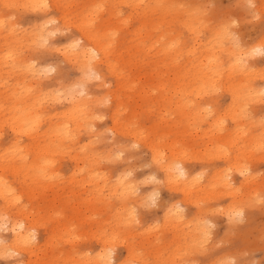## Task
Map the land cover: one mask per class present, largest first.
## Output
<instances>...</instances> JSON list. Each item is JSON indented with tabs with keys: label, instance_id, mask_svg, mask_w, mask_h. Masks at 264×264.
I'll return each instance as SVG.
<instances>
[{
	"label": "rangeland",
	"instance_id": "1",
	"mask_svg": "<svg viewBox=\"0 0 264 264\" xmlns=\"http://www.w3.org/2000/svg\"><path fill=\"white\" fill-rule=\"evenodd\" d=\"M13 1L15 5H12ZM45 1L46 15L52 18L51 25L57 30L35 50L32 44L42 34L39 12L16 6L20 0H0V21L5 22L0 26V55L11 46L23 60L22 66L12 74L0 58V160L6 163L2 164L0 176L16 197V206L35 223L36 237L31 246L36 250L39 248L35 251L36 262L48 264L51 260L52 264H64V261L69 264L70 259L91 257L100 248L99 231L107 232L112 227L117 235L106 244L108 249L104 248L111 250L115 257L111 264L124 259L129 264H139L140 260L148 264H229L230 261L264 264V149L258 152L256 148L252 149L247 160V167H252L256 174L243 189L245 191L239 190L243 211L239 216L226 219L225 209L230 197L216 192L217 189L201 193L191 189L189 196L184 197L179 190L166 187L149 161L146 145L156 143L163 154H167L166 143L180 145L187 151L186 168L192 173H200V178L205 179L204 186L209 172L222 166L220 158L205 157L202 152L208 148L212 153L217 147L226 150L227 146L221 144L230 131H222L219 137H212V144L207 143L210 121L194 120L175 108V102L187 87L188 79H185L197 74L187 65L190 54L182 55V47L195 37L194 34L197 41H205L219 32L227 33L243 48L249 46L261 37L264 0H251L252 7H249V0ZM62 19L64 23H61ZM84 23L88 27L84 28ZM7 24H12L13 36L6 33ZM77 26L107 51L109 74L100 67L105 80L101 86L96 83L100 84L103 77L95 78L91 73L82 80L75 65L65 62L55 52L69 36H78ZM13 37L19 40L13 43ZM78 43L82 44L84 40L80 39ZM49 48L52 50L44 51ZM259 59L260 54L251 58L257 65ZM42 68L46 73L41 72L40 77L30 76L31 72ZM22 81L26 86H33L31 94L35 95L31 96L39 95L44 113L33 126L30 137L26 136L23 127H19L21 134H15V139L10 127L13 123L19 126L26 120L15 107ZM67 90L75 94L84 90L83 95L90 92L94 97H100L96 106L90 105L98 117L90 122L94 136L79 132L77 139L63 142L58 150L50 138L49 123L53 116H49L62 110L64 102L47 100L55 96L60 101ZM214 98L219 107H226L225 93L217 91ZM87 99L91 102L93 98ZM256 109L264 112V106ZM110 117L115 119V126L127 134L111 130ZM222 123L227 129L232 125L228 117ZM245 128V135L255 131L249 124ZM130 134H136L141 141L134 142ZM14 141L22 146L19 155L6 154L3 149L10 148ZM43 147L47 148L48 155L33 157V153H39ZM119 147H122L121 151ZM90 155L94 159L84 160ZM34 160L40 164L32 169ZM51 161L54 166L44 168ZM88 173L95 176L92 181L88 180ZM152 174L155 179L150 176ZM98 176L106 180L102 182ZM235 177L231 173L233 187L237 185ZM119 178L135 188L133 195L122 202L123 208L115 196H110L112 191H107V186L112 188ZM95 180L97 188L93 185ZM255 197L257 201L253 202ZM175 208L184 217L182 223L172 229L165 219ZM120 211L126 222L124 213L131 211L133 220L120 224L117 231L113 215ZM6 219L5 214L0 215V236L4 240L7 239ZM188 219L191 220L189 223L186 222ZM191 225L203 226L206 231L203 237L197 234L193 243L184 238L185 235L181 236ZM61 228L69 232L70 236L61 233L67 240L60 235L53 244H43L52 231ZM127 246L134 249L131 251L133 256L128 257ZM157 249L160 262L153 259ZM4 255L0 256V264H17L27 259L26 254L21 253L5 255L6 260ZM170 255L172 258L168 257Z\"/></svg>",
	"mask_w": 264,
	"mask_h": 264
},
{
	"label": "bare ground",
	"instance_id": "2",
	"mask_svg": "<svg viewBox=\"0 0 264 264\" xmlns=\"http://www.w3.org/2000/svg\"><path fill=\"white\" fill-rule=\"evenodd\" d=\"M20 1L21 2H18L16 6H20L31 11H36L37 13L39 12V25L42 34L34 40L35 44H32V48L36 50L38 46L46 41V38H49V36L57 30V28L55 25H51V22L53 21L52 18L47 17L46 15L47 11L45 0ZM14 2L15 1H13L12 5L16 4ZM142 2L143 0L140 1V3ZM256 11H259L258 7H256ZM262 22L263 28L260 39L253 41L249 46L244 48L243 45L239 44L235 39H233L231 36H228L225 32L215 33L214 35L209 36L205 41H197V35L194 34L195 37H193V39L187 45L183 44L184 47H182V55L190 54V59L186 63L191 69L196 70L197 74L187 78L184 75V78H186L185 80L188 79L186 83L187 87L183 88V95H180L178 100L175 102L176 110L179 113H184L185 115L191 116L194 120L198 119L200 122L204 120H207L208 122L210 121L207 124L210 134L207 143L212 144V137H219V134H221L222 131H230L227 132L224 137V143L221 144L227 146L226 150H228L229 153H227L226 150H221L220 147H217L212 153H209L208 148L202 152L205 154L203 155L205 157H217L222 161V166L220 168H215L209 172L205 186L203 185L205 179L203 177L202 179L200 178V173H192L186 168L184 162L187 159V151L180 147V145H177V143H166L164 147L167 149V154H163L161 146L157 147L156 143L146 144L150 152L149 161L154 165V170L158 172L162 183L166 187L179 190L184 195V197L187 195L189 196L191 189H196L200 193L203 191L215 192L217 189L216 192L223 193L230 197V203L228 205L226 204L227 207L225 209L226 219L239 216L243 211L244 206L241 204L242 196L239 194V190L242 191L244 188H246L249 183H251L254 175L256 174L252 167H247V160L252 154V149L256 148L257 152L264 149V112L260 113V110L256 109V107L263 108L264 106V16ZM61 23H64L63 19L61 20ZM3 24H5V22L0 21V26ZM11 25L12 24H7L8 27L6 29V33L9 36H13L11 34L13 32V30L11 31ZM82 26L86 28L88 27V24L84 23ZM77 28L79 33L78 36H69L64 42L63 46L59 49H55V52L59 54L61 59L65 62H70L75 65L79 77H81L82 80H84L85 77L88 78V76L92 75L91 73L95 74V78L103 77L100 84L96 83V86H101L105 80L104 74L100 71V67L103 68L107 74H109L107 51L105 47L100 44V42L92 39L91 36L83 32L82 27L77 26ZM12 39L13 43H16L19 40L18 38L14 37ZM80 39H83L84 43L79 44L78 41ZM14 50L15 49L13 47L9 46L7 49H5V51L2 50V54L0 55L1 62L3 63L4 67H7L12 74H14L13 71L19 69L23 63V60L20 59V56L17 55ZM49 50L52 49L49 48L48 50L44 51ZM255 54H260L259 65L256 64L255 60H251ZM41 72L46 73V70L42 68L40 71H33L31 72L30 76L38 75L40 77L42 75ZM1 84L2 83H0V85ZM18 90L19 93L16 94L17 103L15 107L21 116H26V120L19 126H17V123H13V125L10 127L12 135L15 139H17L15 134H21L19 127H23L24 131H26V136L30 137L32 135L30 132L34 130L33 126L41 118L40 114L44 113L43 107H41L39 103V95L31 96L35 95V93L31 94V90H33L32 85L26 86L25 81H22V87H20ZM217 91H222L226 94V107H219V105H217L216 99L214 98ZM83 92L84 90L80 91L78 94H75L74 92L67 90V92L61 95L60 101H58L55 96H51L47 100L51 103L64 102L62 105V110L59 109L49 116H53L52 120H50L51 122L49 123L51 126L50 132L52 133L50 138H52L51 141L58 150L64 144L63 142H72L75 140V138L77 139L79 132H87L89 137L95 135L90 129V122L93 118H97L98 116L92 111L91 107L94 105L96 106L99 103L100 97H94L90 92H86V94L83 95ZM88 97L93 98L91 102L88 101ZM31 100L33 101L32 103ZM19 105L20 107H17ZM47 113L49 112L47 111ZM225 117H228L232 124L228 129L227 127L223 126L222 123ZM110 122L113 125L111 130L121 134H127L125 131H120L115 126L116 121L114 118L110 117ZM246 124L253 126L255 131L252 130L253 132L245 135V130H247L245 128ZM130 135L132 136L134 142L141 141V139H139L136 134ZM206 135L207 132L205 136ZM241 135L243 136L242 139ZM35 139H37V136ZM241 143L243 146H240ZM204 146L207 147L206 144ZM21 148L22 146H19L16 141H14L10 148H5L3 150L6 152V154L19 155ZM39 150V153H33V157L38 155L40 157H45L48 155L46 147L40 148ZM121 150L122 147H119V151ZM74 156L72 158H74ZM91 159H94L92 155L84 160ZM2 164L6 163L0 160V172L2 171ZM39 164L40 161L34 160L32 162V169ZM53 166V161H51L50 163L48 162V165H46L44 168H51ZM8 169L9 167L6 168V170ZM89 173L87 174V178L89 181H92L95 176L90 175ZM231 173H234L238 179L237 185L234 187L232 181L230 180ZM150 176L153 177L152 179H155L156 177L154 174ZM97 178L102 182L106 180L103 176H98ZM120 179L121 178L115 181V184L112 186V188L110 185L107 186V191H112L113 194L110 196H115L120 202L121 208H123L124 205L122 202L126 201L129 196L133 195L135 188H133V186H131L128 182H123ZM97 184L98 183L96 180L93 181V185L95 187ZM220 189L221 191H218ZM15 199L16 197L13 196L11 189L3 180H1L0 176V215L5 214L7 216V219L5 220L6 226L4 227L7 231V239L4 240L3 237L0 236V256L4 254L11 255L12 253L26 254L27 259L25 261L20 260L17 264H38V262L35 260L37 257L35 251H37L39 248L36 250L31 246L32 241L36 237L34 233L35 230L33 231L35 223L29 219L27 214H23L22 209H20L19 206H16ZM256 199L257 197L252 199L253 202L254 200L257 201ZM250 202H248V204ZM249 207H251V205ZM177 210L178 209L175 208L174 210L170 211L171 215H168L165 219V222H167V224L172 229L175 228L176 225L178 226L182 223L181 219L183 214H181L180 210ZM113 216L117 222L116 230L119 228L120 224L129 223V221L133 220L131 211L124 213V217L127 216V222L121 216V211L117 212ZM189 221L191 220L188 219L186 222L189 223ZM197 227L198 228L191 225L188 231L184 234H181V236L185 235L184 238H188V241L193 243L197 234L198 237H203L202 235H204V232L206 234L203 226H201L202 228L199 226ZM102 230L103 231H99L100 235L97 236L100 241L99 250H96L97 252L92 254L91 257L70 259L68 261L69 264H111V262L114 261L115 257L112 256V251H105V247L108 249L106 244L109 241L111 242L113 238L115 239L114 236L117 234H115V230L112 227L108 229L109 232H105L104 229ZM61 233H66L67 235L69 234L65 228H61L57 232L52 231L49 234L47 240L45 239L46 241L45 243L43 242V244H53L55 242L54 239L60 237ZM90 234L93 235V233ZM68 236H70V234ZM72 239L68 240L72 241ZM58 240L61 239L59 238ZM65 240H67V238ZM75 242H78V240ZM189 246L193 247V244L192 246ZM177 247L178 244H176L175 248L177 249ZM202 247L204 246L202 245ZM126 251L128 257L133 256L131 251H134V249L131 246H127ZM156 251L157 253L154 255L153 259L155 261H159L161 259V255L158 249ZM78 254L80 253L78 252ZM168 257H171V255ZM4 259H7L6 256ZM130 259L133 258H129V260ZM134 260H137V257ZM126 261L127 259H124L117 264H129ZM170 261L172 260L170 259ZM63 263L68 264L66 261ZM48 264H52V261L49 260ZM139 264L148 263L145 262V260H140Z\"/></svg>",
	"mask_w": 264,
	"mask_h": 264
},
{
	"label": "snow or ice",
	"instance_id": "3",
	"mask_svg": "<svg viewBox=\"0 0 264 264\" xmlns=\"http://www.w3.org/2000/svg\"><path fill=\"white\" fill-rule=\"evenodd\" d=\"M249 7H252V5H251V0H249ZM239 215V214H238ZM229 264H234V262H229Z\"/></svg>",
	"mask_w": 264,
	"mask_h": 264
}]
</instances>
